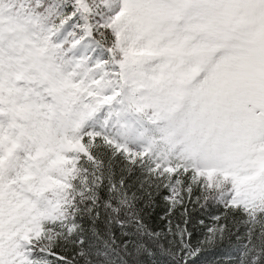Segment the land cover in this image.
I'll return each mask as SVG.
<instances>
[{"label":"snow or ice","instance_id":"6c2138e0","mask_svg":"<svg viewBox=\"0 0 264 264\" xmlns=\"http://www.w3.org/2000/svg\"><path fill=\"white\" fill-rule=\"evenodd\" d=\"M0 264H264V0H0Z\"/></svg>","mask_w":264,"mask_h":264}]
</instances>
